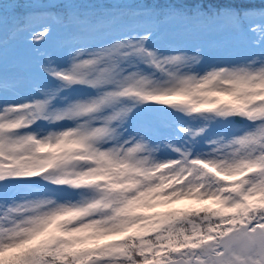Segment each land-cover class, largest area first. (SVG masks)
<instances>
[{"label": "snow or ice", "instance_id": "6c2138e0", "mask_svg": "<svg viewBox=\"0 0 264 264\" xmlns=\"http://www.w3.org/2000/svg\"><path fill=\"white\" fill-rule=\"evenodd\" d=\"M0 264H264V0H0Z\"/></svg>", "mask_w": 264, "mask_h": 264}, {"label": "rangeland", "instance_id": "374dc122", "mask_svg": "<svg viewBox=\"0 0 264 264\" xmlns=\"http://www.w3.org/2000/svg\"><path fill=\"white\" fill-rule=\"evenodd\" d=\"M166 199L164 196L145 197L136 208V212L156 218L159 213L168 212L176 208H187L193 203V201L183 198L174 200L172 203H165Z\"/></svg>", "mask_w": 264, "mask_h": 264}, {"label": "trees", "instance_id": "16d2710c", "mask_svg": "<svg viewBox=\"0 0 264 264\" xmlns=\"http://www.w3.org/2000/svg\"><path fill=\"white\" fill-rule=\"evenodd\" d=\"M203 206H209V207H212V206H214L212 203L211 204H204V203H198V202H196V201H194L191 205H190V207H203ZM141 215H143V216H146L145 214H141ZM146 217H149V216H146Z\"/></svg>", "mask_w": 264, "mask_h": 264}]
</instances>
